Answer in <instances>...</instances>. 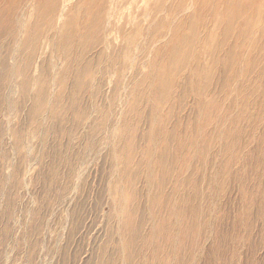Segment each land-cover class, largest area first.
I'll return each instance as SVG.
<instances>
[{"label":"bare ground","instance_id":"6f19581e","mask_svg":"<svg viewBox=\"0 0 264 264\" xmlns=\"http://www.w3.org/2000/svg\"><path fill=\"white\" fill-rule=\"evenodd\" d=\"M30 102L29 116H42L46 147L53 137L61 144L58 159L65 143L73 151L64 160L67 186H75L90 154L106 153L114 142L121 156L113 160L108 193L120 211L130 200L120 223L128 263L141 261V247L151 260L143 264H174L171 253L161 263L167 255L158 257L156 243L163 236L175 248L179 217L190 219L184 241L202 235L199 209L188 207L198 197L187 189L196 154L209 158L218 148L215 179L222 185L235 177L264 187V0H0V134L21 154L27 144L20 116ZM250 134L255 150L245 164L253 174H234ZM2 161L9 166L10 150ZM102 166L111 170L109 153ZM248 192L255 201L257 189ZM69 197L64 188L58 199ZM114 233L102 246L108 255L111 245L119 247Z\"/></svg>","mask_w":264,"mask_h":264},{"label":"rangeland","instance_id":"374dc122","mask_svg":"<svg viewBox=\"0 0 264 264\" xmlns=\"http://www.w3.org/2000/svg\"><path fill=\"white\" fill-rule=\"evenodd\" d=\"M31 107L30 102L20 116L26 132L27 154H21L16 150L9 135L7 137L0 134V264H143L144 257L151 263L147 251L141 247L138 248L142 254L141 261L128 263L129 251H125L121 240L123 237L120 223L130 209V200L124 198L120 211L121 206L114 208L112 197L108 193L110 186L113 188V160L121 156V153L116 151L114 142L109 143L106 149V153L110 155L111 170L107 167L103 169L102 166L106 153L95 151L87 158L84 171L75 186H67L64 178L68 166L64 160H71L73 151L68 150L65 143L62 158L58 159L55 150L61 144L53 137L48 138L46 147L41 139L44 123L38 124L42 116L30 117ZM50 115L51 112L47 111L45 118ZM93 118L94 116L90 119ZM14 126L15 119L12 123V127ZM146 127L147 125L143 126L142 132ZM34 128L39 132L29 140L27 136ZM83 133L81 130L80 135ZM252 138L251 134L243 137L242 143L251 147ZM142 143L140 141V144ZM73 144L76 147L75 151H80L81 139L74 140ZM6 149L10 150L8 167H5L2 161ZM247 149L238 152L239 161L243 164L234 165L232 170L234 174L248 176L253 174L251 163L245 162L250 161L255 148L251 147L248 151ZM218 152L214 145L209 158H205L204 153L202 156L199 153L192 159L194 179L187 189L189 195L193 197L198 194V197H193L188 207L190 211L195 204L197 205L202 217L200 228L202 235L199 237L197 233L191 234L184 241L183 232L187 228V223L190 224V219L183 220L179 217L180 231L177 234L179 237L175 248L170 246L163 236L156 243L158 257L167 255L164 256L166 258H161V263L163 260L166 263L171 253L176 256L174 264H182L183 261L185 264H238V262L264 264V187L260 189L254 181L244 184L235 177H231L230 182L225 181L226 184L222 185L220 176L215 179V172L221 166ZM146 180L148 177L144 178V183ZM144 183L141 181L138 184L140 189ZM52 185V194L47 199L46 191ZM64 188H68L71 197L62 202L58 197ZM256 189L257 199L251 202L248 197L252 194L247 191L254 190L256 194ZM144 192L146 193V190ZM247 208L252 209L251 214H247ZM242 212L244 217L241 215ZM119 213L121 217L116 219ZM112 216L114 219L109 221ZM151 226V222H148V227ZM110 229H114L115 233L111 236L115 238L119 247L114 248L111 245L108 255L102 251V246L107 241Z\"/></svg>","mask_w":264,"mask_h":264}]
</instances>
